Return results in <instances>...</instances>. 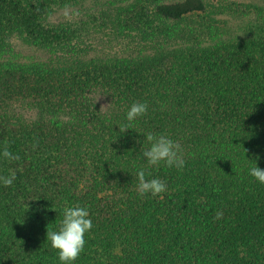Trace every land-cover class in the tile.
<instances>
[{
  "label": "trees",
  "instance_id": "1",
  "mask_svg": "<svg viewBox=\"0 0 264 264\" xmlns=\"http://www.w3.org/2000/svg\"><path fill=\"white\" fill-rule=\"evenodd\" d=\"M98 1L0 0V152L18 157H0L15 176L0 185V264H59L47 229L75 205L93 223L75 264H264V185L248 174L264 169V5L109 0L100 20L125 47L103 55L50 20ZM133 102L148 112L129 124ZM148 133L177 142L184 167H149ZM140 169L167 190L138 195Z\"/></svg>",
  "mask_w": 264,
  "mask_h": 264
},
{
  "label": "clouds",
  "instance_id": "2",
  "mask_svg": "<svg viewBox=\"0 0 264 264\" xmlns=\"http://www.w3.org/2000/svg\"><path fill=\"white\" fill-rule=\"evenodd\" d=\"M148 105L144 102H133L126 112L125 119L131 124L138 117L146 115ZM120 131L131 129L125 125ZM145 136L147 147L142 142L140 157L146 161L149 167L163 163L168 168L182 169L185 161L182 159L180 145L167 135H154L148 133ZM0 157L18 159L5 149L0 152ZM248 174L258 183L264 185V169L254 166L248 169ZM137 193L140 196L151 194L155 197L167 190L166 184L158 178L146 179V171L140 169L136 173ZM15 176H0V185L10 187L13 185ZM63 219L60 221L58 230H48L46 240L56 250L59 264H75L86 244L85 235L90 232L93 223L89 218L87 208L79 205L65 207L62 211ZM220 214L218 213L217 218Z\"/></svg>",
  "mask_w": 264,
  "mask_h": 264
},
{
  "label": "rangeland",
  "instance_id": "3",
  "mask_svg": "<svg viewBox=\"0 0 264 264\" xmlns=\"http://www.w3.org/2000/svg\"><path fill=\"white\" fill-rule=\"evenodd\" d=\"M214 4H218L220 2H237V3H259L264 5V0H208ZM109 0H104L101 3V0L98 1V5L92 3V6L90 4L87 5V7L91 8H84L80 9L79 7L74 8H60L57 9L56 12H54L53 15H51L50 20L51 21H69L71 22L74 27L78 29V32L80 35L84 38V40L89 43L94 51L103 54V55H110L112 52L113 54H121L123 52V49L125 47V41L120 40L123 42H111L109 39L110 37L114 38V31L112 30L109 23L105 24V20H100L103 16L102 12L108 7L105 6V3ZM101 3V4H100ZM96 17L98 19H96ZM101 17V18H100ZM257 14H236L225 12L224 14L218 15V19L223 21V19H227V22L229 23L230 27H235L236 25H239V22L243 20H247L249 23L256 24ZM244 23V22H243ZM242 23V24H243ZM258 23V22H257ZM224 24H221V26ZM223 28V26H222ZM224 29V28H223ZM229 29V28H228ZM217 33H224L227 34L226 30H220L215 31ZM210 31L206 32V36L211 35ZM91 48V49H92ZM24 55H33L35 51L32 49L23 48ZM39 55V52L37 56ZM36 56V57H37ZM45 57V55H44ZM100 97L103 107H108L110 105V101L106 96L101 95ZM23 104V103H22ZM21 103H18L15 107L16 109H21L22 107ZM24 107L28 108L27 104H24Z\"/></svg>",
  "mask_w": 264,
  "mask_h": 264
}]
</instances>
